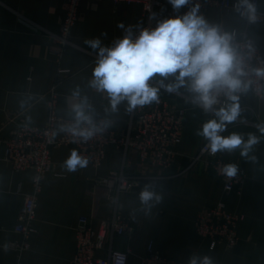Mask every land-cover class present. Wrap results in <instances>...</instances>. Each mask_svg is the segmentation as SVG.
<instances>
[{
  "label": "crops",
  "instance_id": "crops-1",
  "mask_svg": "<svg viewBox=\"0 0 264 264\" xmlns=\"http://www.w3.org/2000/svg\"><path fill=\"white\" fill-rule=\"evenodd\" d=\"M161 1L163 6L155 11L161 21L183 15V7L177 13L168 0ZM259 9L264 16V0H259ZM65 18L64 0H0V264H71L79 219L88 216L98 231L113 216V203L103 192L93 191L95 180L122 169L139 177L137 186L123 194L118 203L119 212L130 218L132 232L113 242L117 250H130L129 264H143L149 244L161 255L185 264H191L193 258L202 264L205 257L211 264H264V134L258 127L264 126V94L239 100L240 117L256 125L231 123L221 133H238L245 141L253 134L259 140L247 156L241 155L239 148L219 151L223 158L246 169L247 180L238 196L224 191L223 182L209 171L206 157L193 161L207 141L196 133L207 120L215 118L214 114L193 103L185 88L170 93L160 87L158 81L164 78L158 75L151 83L160 88L158 95L173 108L184 110L182 140L175 149L173 167L147 170L136 154L125 158L122 151L112 150L96 169L68 171L65 161L73 149L56 147L52 150V169L42 180L37 232L30 239V249L19 259L9 247L12 241L22 240L14 228L25 196L33 191L35 175L33 171L13 170L4 158L5 140L12 135L16 121L24 116L32 124L44 126L51 111L52 91L58 115L67 119H73L72 105L84 97L94 120L106 118L118 130H126L131 114L126 100L113 112L108 94L90 87L99 50L86 41L99 38L102 47H112L125 35L133 36L147 22L142 6L82 0L68 45L56 39ZM206 20L225 32L237 30L255 46L264 47V21L252 23L236 10L226 13L217 6L207 10ZM173 81L172 76L165 79L166 84ZM77 90L78 97L73 95ZM146 189L159 196V201L154 197L143 202L141 193ZM218 203L243 217L238 224V243L231 252L224 244L211 250L210 241L195 229L198 215Z\"/></svg>",
  "mask_w": 264,
  "mask_h": 264
},
{
  "label": "built area",
  "instance_id": "built-area-1",
  "mask_svg": "<svg viewBox=\"0 0 264 264\" xmlns=\"http://www.w3.org/2000/svg\"><path fill=\"white\" fill-rule=\"evenodd\" d=\"M117 5L128 6L140 4L146 16V24L141 29L152 30L161 19L155 15L156 9L163 6L161 0H112ZM82 0H64L66 18L61 26L56 39L63 45L70 44L69 34L75 26L78 18V9ZM256 8V19L252 23L261 24L264 21L263 13L259 9V0H252ZM199 4V13L205 20L207 10L211 6H217L223 12L235 10L237 2L233 0H190L183 6V14L192 6ZM240 15V13H239ZM241 18L247 19L246 16ZM207 21V20H206ZM132 36L135 39L140 31ZM233 34V45L244 55L250 75L245 77L250 81L246 91L238 93L239 100L247 95L262 97L264 94V77H258L251 73L252 68H264V47L255 46L252 40L246 36H240L237 30ZM251 53L249 56V51ZM59 54V52H57ZM152 83V80L149 81ZM225 97H220V107L225 103ZM56 94L51 92L49 101L51 111L48 121L44 126L32 124L26 117L21 116L16 121L12 135L5 140V160L15 171H33V191L24 199L23 208L19 214L18 223L14 231L22 236V240L12 241L9 247L17 252L18 258L30 249V239L37 232L35 220L37 217L38 198L42 191V180L52 169V150L56 147L68 146L87 159L86 167L98 168L106 156L112 150H120L125 158L129 153H134L141 165L147 169L168 170L175 163V149L182 140L183 109L173 108L164 98L159 96L158 102H152L144 106H138L131 111L126 130H118L115 125L106 118L96 119L97 124L110 121L111 126L102 132H97L89 140L82 141L67 133L60 131L62 125H70L73 119H67L58 115ZM213 113V112H212ZM214 114V113H213ZM245 123L256 125L251 119H244L238 115L232 123ZM231 124V123H230ZM228 124L227 126H229ZM260 126V125H259ZM206 141L193 161L206 157L209 171L223 182V189L227 193L241 195L242 188L247 180V172L241 163L229 161L223 158L219 151L211 154L206 147ZM235 165L237 174L235 177H227L223 173L226 165ZM139 177L120 172L97 178L93 185L94 192H103L105 197L113 203L114 212L111 220L103 222L100 229L95 231L91 226L88 216L79 219L76 227V252L71 264H129L130 250H117L113 246L116 237H126L132 232L130 218L121 214L118 203L123 194H128L137 186ZM243 217L237 213L229 212L223 203H218L209 210L201 212L195 221L196 232L210 241V249L214 250L218 244H224L227 251L234 250L238 243V224ZM106 252L105 256L100 255ZM143 264H185L184 262L166 257L157 252L152 244H149L142 258Z\"/></svg>",
  "mask_w": 264,
  "mask_h": 264
},
{
  "label": "clouds",
  "instance_id": "clouds-1",
  "mask_svg": "<svg viewBox=\"0 0 264 264\" xmlns=\"http://www.w3.org/2000/svg\"><path fill=\"white\" fill-rule=\"evenodd\" d=\"M174 12L189 4L190 0H168ZM199 4L183 14L159 21L152 29H143L133 39L125 35L112 47H102L101 40L94 38L86 41L92 49H98V60L93 69L90 87L108 94L111 110L116 112L117 106L127 101L128 111L159 101L160 88L149 83L157 75L164 79L158 81L160 87L168 92H177L185 88L191 95L193 103L205 112H213V119L207 120L197 131V135L208 141L206 147L211 154L218 151L241 150L247 156L252 146L259 142L258 137L249 134L247 141L238 133L221 135L227 125L234 122L240 113L239 95L249 87L250 75L245 57L233 45V34L222 31L218 25L209 24L199 13ZM235 10L249 21H255L256 8L250 0H238ZM123 27V25H120ZM250 48V46H249ZM251 48L249 51V56ZM251 73L264 77V68H252ZM174 77L171 83L165 79ZM79 96L77 90L73 94ZM225 103L220 107V97ZM73 122L62 125L60 131L69 133L76 141L79 138L87 141L97 132L111 126L110 121L97 124L91 106L84 97L79 103L72 105ZM264 134V126H258ZM88 161L77 150H72L65 161L68 171L86 167ZM227 177H235V165H226L223 169ZM160 197L147 189L141 193L145 203ZM191 264H197L195 258ZM202 264H211L205 257Z\"/></svg>",
  "mask_w": 264,
  "mask_h": 264
},
{
  "label": "water",
  "instance_id": "water-1",
  "mask_svg": "<svg viewBox=\"0 0 264 264\" xmlns=\"http://www.w3.org/2000/svg\"><path fill=\"white\" fill-rule=\"evenodd\" d=\"M119 6H122V5H119Z\"/></svg>",
  "mask_w": 264,
  "mask_h": 264
}]
</instances>
